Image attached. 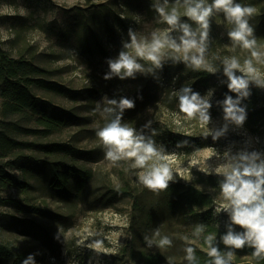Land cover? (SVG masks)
<instances>
[{
	"label": "rangeland",
	"instance_id": "rangeland-1",
	"mask_svg": "<svg viewBox=\"0 0 264 264\" xmlns=\"http://www.w3.org/2000/svg\"><path fill=\"white\" fill-rule=\"evenodd\" d=\"M153 0H0V46L10 50L15 56L25 52V58L46 70L42 76L47 80L56 81L76 90H94V98H81L76 101L62 95L50 94L42 89L33 88L41 97L50 99L55 104L70 109L79 119L77 122L62 126L51 135L21 134L17 139L24 141L63 142L80 150V156L67 157L68 161L78 167L90 170L92 177L86 183L79 198H63L56 195L48 186L42 175L31 177L33 188L25 193L15 187L1 188L0 197L5 201L19 199L26 203L35 204L40 209L48 211L49 215L33 213L24 214L14 207L0 203V241L11 243L17 248L36 254L38 264H112L113 255H118L124 246L127 250L133 240L131 229L132 199L108 197L111 192L125 186L142 189L143 186L137 177L139 169H132V161H119L112 164L105 157L102 142L96 135V129L104 123L103 118L95 111L102 97L132 98L145 88L147 76L137 74L135 79L120 80L113 78L103 79L108 70L106 60L115 58L122 48V41L129 40L128 31L131 28L138 38L150 39L152 32L164 33L169 31L168 25L159 22V16L152 9ZM256 9V14L264 13V0H237ZM175 0H169V10ZM104 10L110 23L113 24V33H104L97 26L95 31L100 37L101 45L106 55L87 53L80 48L76 35L82 33L76 22L85 16L91 18L93 14ZM181 20L188 21L183 16V8L179 9ZM101 14V13H100ZM254 15V16H255ZM120 18L125 26H117L114 19ZM254 18V17H253ZM195 28L196 25H193ZM230 25L222 14L215 15L210 21L211 42L206 53V60L214 67H220L219 57L236 56L241 64L250 56L247 50L237 48L229 51L231 42L227 35ZM264 33L256 35L257 48L264 50ZM175 35V33H173ZM128 51L134 54V51ZM165 53L169 50L165 49ZM145 67L150 62L140 60ZM255 67L264 75V64ZM218 87H209L198 91L197 87L188 79H177L167 83L163 78L156 96L146 99L147 102L138 105L123 115L124 122L136 129L149 120L151 127L156 130L153 137L157 146H164L165 156L175 177L174 180L194 182L197 173L206 174L205 170L222 169L223 159L217 158V153L223 154L231 149L233 153L247 149L248 151L264 152V127L249 128L245 124L237 128L230 125L225 136L213 140L203 134L208 127H219L223 124V115L218 116L210 109L211 122L202 125L198 119H189L179 109V102L174 93L182 85H191L194 91L205 95L209 89L214 93L212 105L217 99V89L226 80L222 66L216 73ZM239 74V73H238ZM4 99L0 94V117ZM141 104V103H140ZM29 127L34 123L28 124ZM145 132L150 134L149 129ZM184 146L176 147L177 142H185ZM34 149H26L31 154ZM40 157H46L36 151ZM58 159L60 156H48ZM10 171V170H9ZM16 174L18 170H11ZM215 174V173H212ZM209 175V174H206ZM215 198V213L228 222L226 212L217 211L225 203L221 193L210 190ZM26 217L35 220L42 228V233L35 234L34 229H19L9 221L17 217ZM222 225V224H220ZM237 227V226H236ZM162 235L174 237L192 236L186 228L173 227L170 232L164 227L159 228ZM60 238L57 239V233ZM196 242L195 239H190ZM99 242L100 248L95 244ZM154 250H159L152 248ZM175 261H183L184 257L171 254V247L162 250Z\"/></svg>",
	"mask_w": 264,
	"mask_h": 264
},
{
	"label": "clouds",
	"instance_id": "clouds-1",
	"mask_svg": "<svg viewBox=\"0 0 264 264\" xmlns=\"http://www.w3.org/2000/svg\"><path fill=\"white\" fill-rule=\"evenodd\" d=\"M152 9L159 16V22L168 25L169 31L164 33L152 32L150 39L138 38L130 28L129 40L122 41V48L115 58H108V70L103 79L120 80L135 79L137 74L145 76L151 74L157 80V69L162 70L165 62L172 64L183 63L194 71L203 70L215 74L222 66L223 76L229 93L224 94L222 100L216 105L222 109L223 124L219 127H208L203 137L211 135L215 141L225 136L230 125L240 128L247 119L246 105L243 101L251 95V86L264 89V75H261L254 65L264 64V50L257 48L254 26L250 20L256 14V9L237 0H175L169 10V0H153ZM180 8L188 21L181 20ZM222 14L230 27L227 35L231 42L229 51L235 52L237 48L250 53L243 64L236 56L220 59V67H214L206 60V53L210 46V21L215 15ZM193 23L196 27H193ZM175 33V35H173ZM129 49L134 51H128ZM165 49L169 50L165 53ZM140 60L150 62L145 67ZM239 73V74H238ZM214 90L209 89L205 95L194 91L191 85H182L174 95L179 102V109L189 119H198L202 125L211 122V98ZM142 99V97H139ZM135 107V99L127 96L119 98L102 97L95 111L103 118L102 126L97 127L96 135L102 142L105 157L112 164L119 161H132L131 168L139 169L137 177L146 188L159 192L169 187L174 181L173 171L167 162L164 146H157L153 137L157 134L151 127L152 121H147L141 129H136L124 122L125 110ZM150 130V134L145 132ZM185 142H177L176 147L184 146ZM218 159H223L225 165L222 169L205 170L206 174L215 173L222 177L219 180L221 197L225 203L217 211L226 212L228 222L226 231L219 235H205L206 225L198 223L192 230L196 240L203 237L207 245L208 264H233L234 252L245 247L253 249L252 256L257 261H264V152L248 151L246 148L235 153L231 149L223 154L217 153ZM239 226L241 230H236ZM57 239L60 238L58 231ZM185 242L184 260L186 264H199L192 246L194 241L189 237H182ZM146 246L164 250L173 245V239L162 235L159 228L153 230L151 235H145ZM225 247L222 250L219 244ZM97 249L100 243L95 244ZM36 254H29L21 264H38ZM167 264H175L172 257H167Z\"/></svg>",
	"mask_w": 264,
	"mask_h": 264
},
{
	"label": "trees",
	"instance_id": "trees-1",
	"mask_svg": "<svg viewBox=\"0 0 264 264\" xmlns=\"http://www.w3.org/2000/svg\"><path fill=\"white\" fill-rule=\"evenodd\" d=\"M36 1V0H32ZM95 13L91 18L85 16L77 19V26L81 34L76 35V41L80 48L87 53L98 52L106 55L107 52L101 45L100 37L94 30L97 26L104 33H113L114 27L110 23L104 10ZM101 13V14H100ZM117 26L123 27L125 23L120 18H115ZM186 21V20H184ZM192 23L191 21H187ZM254 26V34L264 33V13L257 14L250 20ZM193 25H195L193 23ZM264 35V34H263ZM25 52L14 56L10 50L0 46V94L2 103L0 117V187H15L28 193L33 188L31 177L42 175L48 182L49 188L63 198L81 197L83 190L92 174L90 170L78 167L68 161L67 157L80 156V150L63 142L22 141L17 139L21 134L42 135L47 137L64 125L77 122L79 116L70 109L55 104L50 99L41 97L33 88L42 89L50 94L62 95L73 100L81 98H94V90H76L56 81L43 78L46 72L43 68L25 58ZM159 80L153 75L147 78L145 88L132 97L135 99V107L147 102L146 99L154 98L157 94L160 82L163 78L167 83H173L177 79H188L199 90L218 87L216 74L203 70L194 71L186 67L182 62L172 64L165 62L162 70H155ZM251 95L243 101L246 105L247 119L245 125L249 128L264 127V89L251 86ZM229 93L227 84L223 83L217 89V100H222L224 94ZM235 95L234 93H229ZM139 97H142L139 98ZM212 108L216 115H223L222 109L216 105ZM141 103V104H140ZM130 111L125 110L124 113ZM124 115V114H123ZM34 123L29 127L28 124ZM26 149H34L35 152L25 153ZM46 157H40L36 152ZM48 156H60L51 159ZM10 170V171H9ZM11 170H18L16 174ZM220 177L217 174H200L194 182H182L174 180L169 182V187L163 191L154 192L146 187L125 186L114 190L108 197L132 199L131 229L133 240L130 248L124 246L118 255H113L112 264H167L169 254L162 250L149 249L144 241V236L151 235L156 228L164 227L170 230L173 227L193 230L196 224L206 225L205 235L214 234L219 240V235L226 231V217L221 219L215 213L216 198L210 190L221 193L219 188ZM0 203L14 207L18 212L38 215H49L44 209H40L32 203H26L19 199L5 201L0 197ZM9 223L16 228L34 229L35 234L42 233L41 226L35 220L26 217L11 219ZM222 224V225H220ZM236 230H241L239 226ZM190 239H195L191 236ZM196 240V239H195ZM198 257L199 264H208L207 245L203 237L192 245ZM185 242L179 237H174L171 254L185 257ZM223 250L224 245L219 244ZM253 249L245 247L235 250L233 264H264L252 256ZM30 253L11 243L0 241V264H21V261ZM37 261V259L35 258ZM38 262V261H37ZM175 264H186L185 260L175 261Z\"/></svg>",
	"mask_w": 264,
	"mask_h": 264
}]
</instances>
